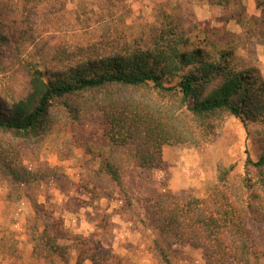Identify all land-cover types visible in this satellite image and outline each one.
<instances>
[{"label": "trees", "instance_id": "16d2710c", "mask_svg": "<svg viewBox=\"0 0 264 264\" xmlns=\"http://www.w3.org/2000/svg\"><path fill=\"white\" fill-rule=\"evenodd\" d=\"M50 1L0 0V76L21 74L25 81L10 94L0 90V132L41 143L94 107L102 117L103 145L84 147L100 162L77 184L92 200L110 199L118 189L131 207L125 169L160 167L167 145L211 144L228 117L257 122L264 135V77L259 68L239 63L232 48L192 35L164 9L146 43L112 35L110 28L85 42L45 43L36 19L48 18ZM223 2L216 5L227 7L230 0ZM256 7L264 10V0H256ZM228 20L243 25L241 15ZM91 92L100 96L78 101ZM47 178L59 181L61 174L45 162L29 170L17 145L0 141V183L34 187ZM21 198L6 195L10 203ZM146 212L157 232L151 248L162 264H171L179 244L201 249L207 264L257 262L251 226L264 233V146L256 161L246 159L242 175L232 176L231 168L219 166L217 182L206 196L166 192L147 204ZM30 230L32 256L49 264L67 258L69 246L59 240L78 241L76 264H131L104 250L95 235L71 236L61 219ZM16 247L17 240L0 238V254L16 253Z\"/></svg>", "mask_w": 264, "mask_h": 264}, {"label": "rangeland", "instance_id": "374dc122", "mask_svg": "<svg viewBox=\"0 0 264 264\" xmlns=\"http://www.w3.org/2000/svg\"><path fill=\"white\" fill-rule=\"evenodd\" d=\"M223 1L51 0L46 12L48 18L36 20L40 24L41 38L49 44L85 42L106 28H110L112 35L127 41L138 39L146 43L150 28L158 25L159 11L164 9L176 14L192 35L199 38L206 35L221 47L232 48L239 63L261 68L264 77V59L259 61L263 58L262 52L254 50L256 45H264V10L257 7L258 16L248 15L246 0H230L227 7L216 5ZM231 15H241L243 25L234 20H228L231 24H226L228 21L224 20ZM239 29L241 33L237 35ZM24 82L21 74L0 76V90L10 94L12 90L20 89ZM97 96L100 95L87 93L78 101L87 103ZM101 122V114L91 107L76 122L62 127L41 143L13 140L0 132V141L12 140L20 149L26 168L36 171L45 162L61 174L59 181L47 178L34 187L8 188L4 182L0 183V238L17 240V252L0 254V264H49L29 253L28 245L32 252L30 228L40 231L44 224L52 226L53 220L58 219L71 236L92 238L95 235L104 250L127 259L131 264H162L151 248V240L157 232L148 224L146 205L166 192L204 197L217 182L219 166L231 168L232 176L242 175L246 159L256 161L264 146L259 123L228 117L221 123L218 136L211 144L167 145L162 150L160 167L125 169V189L132 196V206L128 208L118 189L110 199L92 200L77 188L80 175L99 166V159L92 160L86 154L84 144L102 149ZM8 192L21 194V200L7 202ZM78 212L83 214L81 224H78V218L74 223ZM119 226H123V230H119ZM251 229L259 255L258 261L252 264H264V233L258 225H252ZM58 243L69 246V251L66 260L55 258L53 264H76L81 251L78 241L59 240ZM83 264L91 263L85 261ZM171 264L207 263L201 249L179 244L174 247Z\"/></svg>", "mask_w": 264, "mask_h": 264}, {"label": "crops", "instance_id": "0c3cea01", "mask_svg": "<svg viewBox=\"0 0 264 264\" xmlns=\"http://www.w3.org/2000/svg\"><path fill=\"white\" fill-rule=\"evenodd\" d=\"M259 13H260V11H259V9H257L256 4H255V1L254 0H246V14L258 16ZM226 24L230 25L231 24V21L226 22ZM239 27L241 28V26H239ZM239 33H241V30L240 29L237 31V35H239ZM258 49H260V51L262 52V55H263V58L262 59L260 58L259 61H263V59H264V45H256V46H254V50H258ZM262 63H264V61ZM260 70H261V68H260ZM261 72L263 73L262 70H261ZM163 160H164V158H163ZM63 215H65V214H63ZM74 218H75L74 219V223L77 221V218H78V220H79L78 224L79 223L81 224V220L83 218L82 212H80V214H79V212L77 214H75ZM70 223L71 224L73 223L72 220L70 221ZM74 223H73V225H74ZM64 224L67 225V222L64 221ZM119 227H118L119 230H123V228H122L123 226H119ZM66 228H67V226H66ZM114 232H115V230H114ZM125 236H127V234ZM25 238H26L25 236L22 237V239H24V240H25ZM28 246H29L28 251L31 254V249H30L31 246L30 245H28ZM123 255H125V253H123Z\"/></svg>", "mask_w": 264, "mask_h": 264}]
</instances>
